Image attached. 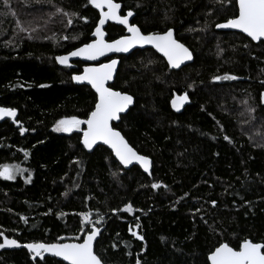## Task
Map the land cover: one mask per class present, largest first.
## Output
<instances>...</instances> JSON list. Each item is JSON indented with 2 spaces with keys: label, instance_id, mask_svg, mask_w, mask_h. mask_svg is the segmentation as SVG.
I'll list each match as a JSON object with an SVG mask.
<instances>
[{
  "label": "trees",
  "instance_id": "1",
  "mask_svg": "<svg viewBox=\"0 0 264 264\" xmlns=\"http://www.w3.org/2000/svg\"><path fill=\"white\" fill-rule=\"evenodd\" d=\"M115 1L144 33L173 29L194 55L179 70L151 48L120 56L111 86L134 104L114 126L152 159L151 174L125 169L105 146L86 151L82 127L56 131L98 101L74 81L85 63L56 59L93 39L100 14L89 0H0V106L21 121L0 123V166L23 170L0 177V231L22 243L80 241L92 223L104 226L105 264H210L221 243L264 242V42L216 30L238 15L237 0ZM106 31L125 35L112 23ZM0 264L66 263L2 248Z\"/></svg>",
  "mask_w": 264,
  "mask_h": 264
},
{
  "label": "snow or ice",
  "instance_id": "2",
  "mask_svg": "<svg viewBox=\"0 0 264 264\" xmlns=\"http://www.w3.org/2000/svg\"><path fill=\"white\" fill-rule=\"evenodd\" d=\"M8 0H5L7 3ZM96 8L100 9L99 23L95 29L94 35L97 39L91 43L84 44L82 47L69 52L67 55L59 56L56 59L64 65L69 64L71 57L86 56L89 59H96L103 56L106 52H127L134 45L152 44L160 52L164 53L168 62L173 67H179L184 61L192 58V53L179 40L174 38L173 30L168 29L164 33H149L145 35L141 29L129 23V18L133 16V11L128 10L126 15H120L121 4L115 0H89ZM239 14L234 18L228 19L225 23L217 24V28H235L247 33L255 41L264 42V0H238ZM105 7L107 10L105 11ZM58 11L63 12L62 9ZM65 15H69L65 13ZM71 15H77L75 13ZM83 19L87 20L86 17ZM118 21L120 24L126 25L131 35L121 36L119 39L107 42L104 39L105 33L102 26L108 21ZM72 23L69 16L68 24ZM67 39V37H65ZM118 61L113 59L109 63L100 64L98 66L86 67L83 74L76 75L73 78L77 81H88L99 94V99L95 104L94 110L90 113L86 120H82L76 116L64 117L57 121L56 131L71 132L78 129L82 124H86L87 128L83 131V144L86 148L91 149L98 141H103L110 145L114 150L116 157L124 165H130L134 161L139 162L145 170H149L151 160L148 156L139 154L136 149L125 139L124 135L112 126V121L120 119V113L124 112L129 105L133 103V97L126 92L116 91L106 84L113 78V72ZM225 79L229 77H223ZM219 80L222 77H215ZM188 100V94L185 92L182 96H177L172 100V106L179 109L184 102ZM5 117L11 118L16 124L21 121L16 119L17 109L12 107L0 106V119ZM27 131L24 127H20V132ZM227 139V137H225ZM27 155V153H26ZM22 169L18 166L4 164L0 166V177L8 180L16 179L18 172L22 173ZM29 180L31 177L28 178ZM154 188H159V184H153ZM213 204L216 201H212ZM128 211H132V205L126 206ZM116 211V210H113ZM88 213L84 214V219H89ZM139 228V224L136 225ZM131 230V229H130ZM100 229L93 225V229L89 230L86 238L82 243H53L32 242L26 247L33 253V259L37 257L43 258L45 253H54L57 257H62L70 264H104L101 255H98L93 248V242ZM0 237L3 242L0 243V249L6 246H22L16 239H10L0 231ZM143 240V236L139 237ZM208 259L211 264H264V242H254L252 239L245 238L239 245V249L231 247L229 243H221L214 251L211 252ZM139 264V261L137 262Z\"/></svg>",
  "mask_w": 264,
  "mask_h": 264
},
{
  "label": "water",
  "instance_id": "3",
  "mask_svg": "<svg viewBox=\"0 0 264 264\" xmlns=\"http://www.w3.org/2000/svg\"><path fill=\"white\" fill-rule=\"evenodd\" d=\"M116 2V1H115ZM116 3H118V2H116ZM237 5H238V0H237ZM93 7L99 12V14H100V9H98V8H96L94 5H93ZM105 11L107 10V8L105 7V9H104ZM120 15H126V14H123L122 13V6H121V9H120V13H119ZM238 14H239V5H238ZM133 18H134V14H133V16L132 17H130L129 18V23L130 24H135V23H133ZM226 21H223V22H220V23H218V24H222V23H225ZM99 23V22H98ZM110 23H112V24H116V25H118V26H122V27H124L125 28V35H131V33H129L128 32V28H127V26L126 25H123V24H120L118 21H114V20H108L103 26H102V30H103V32L105 33V35H104V39L107 41V42H111V41H113V40H109L108 39V34H107V31H106V27H107V25L108 24H110ZM98 25V24H97ZM135 25H137V24H135ZM138 26V25H137ZM97 27V26H96ZM139 27V26H138ZM140 28V27H139ZM96 29V28H95ZM141 29V28H140ZM173 30V29H172ZM216 30H219V31H234V32H238V33H241V34H243V35H245L246 37H248L249 39H251L253 42H255V43H258V42H260V41H255V40H253L250 36H248V34L247 33H244L242 30H240V29H235V28H217L216 27ZM141 32L142 33H144L142 30H141ZM94 33H95V30H94V32H93V34H92V37H93V39L92 40H94V39H97V37L94 35ZM162 33H164V32H161V34ZM145 35H147V34H149V33H144ZM125 35H123V36H125ZM173 35H174V38L175 39H177V37H176V34H175V31L173 30ZM120 38V37H119ZM119 38H116V39H119ZM116 39H114V40H116ZM92 40L89 42V43H91L92 42ZM177 40H179V39H177ZM180 41V40H179ZM181 42V41H180ZM182 44H184L188 49H189V51L192 53V58L190 59V60H186V61H184L178 68L177 67H173L169 62H168V59H167V57L164 55V53H162V52H160L154 45H152V44H142V45H134V46H132L131 48H129V50L127 51V52H116V51H113V52H106L103 56H98L96 59H89L88 57H86V56H78V57H71L70 58V60H69V64L68 65H70V64H72L73 62H75V61H81V62H83V63H85V66H84V68H86V67H92V66H98V65H100V64H106V63H109L111 60H113V59H115V60H117L118 61V63H117V65H116V67H115V70H114V72H113V78L110 80V81H108L107 82V84H106V86L107 87H111V88H113L111 85L113 84V82H114V80H115V78H116V75H117V72H118V69H119V67H120V63H121V60H120V56H126V55H129V54H131L133 51H135V50H137V49H146V48H151V49H153V50H155L161 57H163L166 61H167V63H168V65L170 66V68L172 69V70H179V69H181L182 67H184V66H186V65H188V64H190V63H192L193 62V60H194V55H193V52H192V50L185 44V43H183V42H181ZM86 44H88V43H86ZM84 45V44H83ZM83 45H80V46H78V47H76V48H74L73 50H71V51H74L75 49H77V48H80V47H82ZM71 51H69V52H71ZM69 52H67V53H64V54H62V55H60V56H63V55H67ZM59 57V56H58ZM109 58V60H106V59H108ZM57 62H58V64H60V65H64V64H61L58 60H57ZM84 68H83V70H84ZM83 70H82V72H80V73H76L74 76H76V75H81V74H83ZM74 81H75V83L76 84H78V85H87V86H90L95 92H96V90H95V88L94 87H92V85L88 82V81H77V80H75L74 79ZM114 90H116V91H120V92H124V91H121V90H117V89H115V88H113ZM97 93V92H96ZM127 93V92H126ZM129 94V93H128ZM97 95H98V99H99V94L97 93ZM129 95H131V94H129ZM132 96V95H131ZM133 97V96H132ZM261 99H262V103L264 104V91L262 92V96H261ZM188 101V100H187ZM187 101L186 102H184V104H183V106L187 103ZM134 104V98H133V103L131 104V105H129V107L124 111V112H122V113H120V119L119 120H114V121H112L111 123H112V126L114 127V128H116L115 126H114V124H118L120 121H121V118H122V116L123 115H125V114H127L128 112H129V110H130V108L132 107V105ZM17 117H18V110H17ZM17 117H16V119H17ZM87 119V118H86ZM86 119H82V120H86ZM6 120H10V121H12V122H14L11 118H8V117H5V118H3V119H0V123H2V122H4V121H6ZM82 126V129H86L87 128V125L86 124H82L81 125ZM82 129H81V132H82V138H81V143H82V145H83V147L85 148V150L86 151H88V152H92V151H94V149L96 148V147H98V146H105V147H107L108 149H110L112 152H113V154H114V156H115V158L119 161V158L118 157H116V155H115V152H114V150L110 147V145H107V144H105L103 141H98L96 144H94L93 145V147L91 148V149H88V148H86L85 146H84V144H83V131H82ZM118 131H120L118 128H116ZM121 132V131H120ZM122 133V132H121ZM122 135H124L123 133H122ZM125 137V136H124ZM125 139H127L126 137H125ZM129 142V141H128ZM137 151V150H136ZM138 152V151H137ZM139 153V152H138ZM140 154V153H139ZM141 155H143V154H141ZM150 158V157H149ZM150 160H151V166H150V169L149 170H145L144 169V167L141 165V164H139V162H136V161H134L132 164H130V165H124L122 162H120V164L125 168V169H130V168H132L133 166H139L146 174H148V175H150L151 174V171H152V165H153V162H152V159L150 158ZM96 227H98L99 229H100V233L97 235V237H96V239H95V241L93 242V248H94V251L96 252V243H97V241H98V239L100 238V236H101V233L103 232V230H104V226H98V225H95ZM93 229V226H91L90 227V230H92ZM88 233V232H87ZM87 233L84 235V237H83V239L82 240H65V241H59V242H44V243H48V244H53V243H71V242H76V243H82L83 242V240L86 238V236H87ZM5 236H7L6 234H5ZM7 237H9V236H7ZM10 239H15L14 237H9ZM17 240V239H16ZM19 241V240H18ZM20 242V241H19ZM28 243H32V242H28ZM28 243H22V242H20V244L22 245V246H20V247H16V246H6L5 248L6 249H8V250H17V249H22V248H24V249H26L27 251H29L31 254H32V259H33V253L29 250V249H27L26 247H23V245H26V244H28ZM232 247V246H231ZM238 250V249H237ZM211 254V253H210ZM210 254H209V256H210ZM45 257H52V258H56V259H58V260H61V261H63V262H65L66 264H70V262H68V261H66V260H64L62 257H57V256H55V254L54 253H45V255H44V257L43 258H39V257H37L36 259H41V260H43ZM36 259H33V260H36ZM209 263L211 264V261L209 260ZM105 264V263H104Z\"/></svg>",
  "mask_w": 264,
  "mask_h": 264
},
{
  "label": "rangeland",
  "instance_id": "4",
  "mask_svg": "<svg viewBox=\"0 0 264 264\" xmlns=\"http://www.w3.org/2000/svg\"><path fill=\"white\" fill-rule=\"evenodd\" d=\"M81 127H82V126H80V128H78V129H73V131H75V130H80V129H81ZM73 131H71V132H73ZM58 132H60V133H65V134L71 133V132H64V131H58ZM157 184H159L160 186H162V185H163L162 183H157ZM93 225H95V224H94V223H92V225H91V226H93Z\"/></svg>",
  "mask_w": 264,
  "mask_h": 264
}]
</instances>
